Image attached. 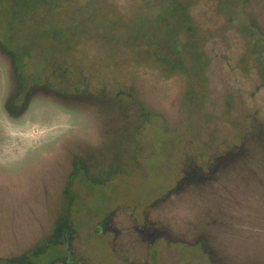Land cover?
Segmentation results:
<instances>
[{"label":"rangeland","instance_id":"1","mask_svg":"<svg viewBox=\"0 0 264 264\" xmlns=\"http://www.w3.org/2000/svg\"><path fill=\"white\" fill-rule=\"evenodd\" d=\"M181 1L207 62L197 99L128 42L162 0L27 12L14 49L41 82L24 107L0 47V264H264V0ZM62 29L74 59L51 51Z\"/></svg>","mask_w":264,"mask_h":264},{"label":"trees","instance_id":"2","mask_svg":"<svg viewBox=\"0 0 264 264\" xmlns=\"http://www.w3.org/2000/svg\"><path fill=\"white\" fill-rule=\"evenodd\" d=\"M0 7L3 13V19L0 20V47L11 58L13 72L18 85L17 92L11 101L14 105L15 103H20L24 107L29 102V94L32 92L31 88L34 84L41 82V79L40 77H35L34 79L28 76L27 73H30L28 66L30 64L22 59L21 51L14 49L17 47L15 45L17 40V25L22 22V25L20 24L19 26L25 27V22L29 17H32L27 12H31L32 14L34 11H37L35 14L37 15L39 14V10H46L49 7V3L47 0H0ZM78 17V19L71 17L72 19L67 24L73 27L82 19L81 14ZM191 20L181 0H162L160 5L150 13H138L132 16L129 23L131 33L128 36V42L136 49L139 47L145 49L144 53L153 57L155 62L164 70L165 74L181 75L184 77L187 82L188 98L197 99L200 96L198 87L204 77L207 62L206 59L204 60L205 56L201 51L202 47L198 44L199 39L196 25ZM52 22H54L52 27L55 24L58 27H64V23L60 19L52 20ZM46 23L48 22H46L45 18H38L36 21L38 27H42ZM154 23L159 25V29L153 28ZM52 35H59L58 43L50 40ZM50 37L48 39L53 44L51 47L53 54L61 52L66 53L68 58L74 59V57H77L76 50H74L72 44H67L63 47L62 42L69 41L67 31L62 29V31L55 32L54 34L51 33ZM48 67V65L47 67L45 66L43 70L46 82H55L61 78L60 76L64 70L62 71L60 67H56L52 72H47ZM65 73L66 75L69 74L68 69ZM147 117H151V115H147ZM80 170L82 171L81 168ZM79 174L81 173L75 171L71 176V180H76ZM80 178L83 179L84 175L80 176ZM88 180L91 184L95 181ZM72 204L73 198L69 200L67 212L60 218L56 227L55 236L59 237L57 239L65 237L66 232L72 233L74 229L75 221L73 220L74 211L72 210L73 206L71 207ZM55 242L53 240L48 245L51 250L47 247L45 251L39 253L40 256H43L47 250L51 252L57 246ZM39 254L37 253L35 257H40L38 256ZM57 254L55 252L54 256ZM52 262V259L49 260V264H52Z\"/></svg>","mask_w":264,"mask_h":264}]
</instances>
